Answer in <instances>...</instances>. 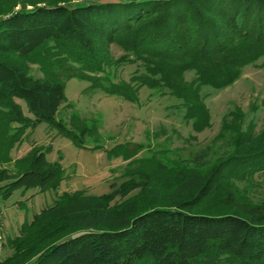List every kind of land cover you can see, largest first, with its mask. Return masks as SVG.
Wrapping results in <instances>:
<instances>
[{
  "label": "trees",
  "instance_id": "trees-1",
  "mask_svg": "<svg viewBox=\"0 0 264 264\" xmlns=\"http://www.w3.org/2000/svg\"><path fill=\"white\" fill-rule=\"evenodd\" d=\"M99 37L124 53L109 58L106 47L94 44ZM260 60L264 66V0H47L19 9L0 0L1 195L19 186L56 189L64 178L44 151L34 148L13 160L11 146L17 124L58 122L67 78L88 79L133 102L143 87L169 94L198 124L209 117L205 100ZM30 63L41 64L44 75H33ZM120 65H136L130 80L117 77ZM257 147L237 151L211 171H189L167 205L143 206L137 197L108 205L105 196L64 192L5 240L14 253L0 264H26L30 252H37L31 264H264V208L257 217L200 210L225 177L264 172V134ZM11 162L21 171L17 176L3 168ZM146 177L133 188L139 195L153 193ZM128 194L113 183L108 197ZM59 221L70 234L23 250L33 229L49 232Z\"/></svg>",
  "mask_w": 264,
  "mask_h": 264
},
{
  "label": "rangeland",
  "instance_id": "rangeland-1",
  "mask_svg": "<svg viewBox=\"0 0 264 264\" xmlns=\"http://www.w3.org/2000/svg\"><path fill=\"white\" fill-rule=\"evenodd\" d=\"M2 1L9 8L19 9L47 0ZM94 44L106 47L109 58L124 53L117 45L110 47L104 37ZM29 65L33 75H44L41 64ZM260 65L261 60L247 66L232 85L208 97L205 103L209 117L198 124L196 119L187 118L186 110L169 94L153 93L143 87L139 90V102H133L93 87L88 79L67 78L58 122L22 127L17 124L14 133L18 138L11 146L13 160L23 158L34 148L44 151L48 162L61 166L64 178L56 189L41 191L37 187L19 186L6 196L0 192V205L4 207L0 212V234L6 241L17 237L24 224H31L36 214L64 192L105 196L108 205L136 197L143 206L167 205L189 171H211L237 151L255 150L264 134V66ZM135 67L120 65L117 77L130 80ZM16 100L25 115L34 118L27 102L22 98ZM62 123L65 130L80 136L83 143L78 144L74 137L65 134ZM84 128L88 131L83 132ZM3 168L15 176L21 172L14 162L4 164ZM147 175L153 193L139 195V190L133 188ZM113 183L129 194L125 198L108 197ZM263 208L264 172L241 170L222 179L213 197L200 210L252 212L257 217ZM67 229L66 221L57 222L49 232L33 229L23 250L56 234H70ZM48 246L50 242L43 248ZM13 253L7 243L0 251V261ZM30 253L32 259L26 264L34 261L37 252Z\"/></svg>",
  "mask_w": 264,
  "mask_h": 264
},
{
  "label": "built area",
  "instance_id": "built-area-1",
  "mask_svg": "<svg viewBox=\"0 0 264 264\" xmlns=\"http://www.w3.org/2000/svg\"><path fill=\"white\" fill-rule=\"evenodd\" d=\"M4 209L3 206L0 205V212ZM4 211V210H3ZM4 213V212H3ZM2 213V214H3ZM4 243H5V240H4V237L2 236V234H0V251H2L4 249Z\"/></svg>",
  "mask_w": 264,
  "mask_h": 264
}]
</instances>
